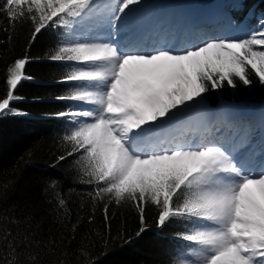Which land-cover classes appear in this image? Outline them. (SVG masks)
<instances>
[{
    "label": "snow or ice",
    "instance_id": "obj_1",
    "mask_svg": "<svg viewBox=\"0 0 264 264\" xmlns=\"http://www.w3.org/2000/svg\"><path fill=\"white\" fill-rule=\"evenodd\" d=\"M141 4L5 0L4 11L13 21L27 15L35 34L49 23L68 29L50 57L70 62L62 79L70 87L58 99L90 107L56 115L72 125L64 136L72 145L68 155L81 153L89 182L101 185L97 198L137 203L140 232L146 230L143 206L149 202L159 208V227L186 222L179 235L187 244L172 264H264V140L257 153L249 125L230 110L210 120L204 103L210 88H235L236 79L250 84L249 66L264 83V17L245 38L209 39L181 51L142 52L117 41L115 32L108 39L84 38L78 28L87 21L89 31L114 30ZM29 63L25 56L8 68L0 115L24 114L12 105L20 99L17 87L31 79ZM217 124L238 126L241 134L226 136ZM9 237H2L12 254L7 264H20ZM29 264H40L37 254Z\"/></svg>",
    "mask_w": 264,
    "mask_h": 264
},
{
    "label": "trees",
    "instance_id": "obj_2",
    "mask_svg": "<svg viewBox=\"0 0 264 264\" xmlns=\"http://www.w3.org/2000/svg\"><path fill=\"white\" fill-rule=\"evenodd\" d=\"M204 1L187 7L199 15ZM4 4L0 0V98L7 94V70L16 59L29 58L25 71L31 79L15 90L20 99L12 106L24 114L0 115V264L11 259L8 242L2 239L9 232L20 264H29L32 254L40 264H172L187 244L179 235L186 222L175 219L159 227V208L149 202L143 206L146 230L140 232L137 203H117L107 195L97 198L101 185L89 182L81 153L68 155L72 145L64 136L72 125L56 114L87 106L58 99L70 87L62 82L70 62L50 57L68 29L49 23L35 34L36 25L27 15L13 21ZM261 17L264 0H246L245 9L235 15L236 28L247 32L259 26ZM246 75L250 84L236 79L235 88L227 83L210 88L204 103H234L236 113L264 117V83L250 66ZM39 115L50 118L42 121Z\"/></svg>",
    "mask_w": 264,
    "mask_h": 264
},
{
    "label": "rangeland",
    "instance_id": "obj_3",
    "mask_svg": "<svg viewBox=\"0 0 264 264\" xmlns=\"http://www.w3.org/2000/svg\"><path fill=\"white\" fill-rule=\"evenodd\" d=\"M209 10H210L211 17L216 19L214 22H211L210 26H215L216 27V31H223L225 36H227V39H238L239 38V34L238 33L234 32L232 30H229V27L230 26L233 27V25L230 24L229 17L227 15H225V14H229L227 6L225 4V1H221L219 3L210 5ZM190 11H191V7H187V6H182V8L180 9V13H183L184 15H189ZM132 16H135V15H132ZM156 17H157V14L154 15L152 20H150V21L148 20L146 22H144L146 19L142 17L143 19H140V23H139L140 29H142V27H144V26H148V25L152 24ZM174 17H175V20H176L177 18H180L181 16L177 12V13L174 14ZM201 21L202 20L198 21V23H200ZM118 24H119V22H117V28H119V26H120ZM192 26L199 27L198 25H195V24L192 25ZM78 27H79V30L83 33L84 38H92V37H94L96 35H99L101 32H104V33L109 35V32H115V30H116V29L113 30V29L104 28V29H95L94 31H89L88 30V22L87 21L83 22ZM182 27H183V25H181V27H180V35L183 34V32H181L182 31V29H181ZM199 29H201V27H199ZM122 35H123L122 34V29H119V30H117V32H115V38H116V36L121 37ZM201 36L204 37L205 39H208V40L211 39L210 37H208V36H206L204 34H201ZM177 39H178V40H176L177 44H181V42H182L181 37L177 38ZM187 40H191V39L187 38ZM160 42H163V40L161 39ZM204 42L205 41L200 42L197 45V47L202 45V43H204ZM145 52H148V51H145ZM87 107H90V106L88 105L85 108H87ZM226 110L234 111L235 107H230L229 106V108L226 109ZM226 110L222 111L220 115H222ZM217 113L218 112H213V116H210V118L213 119L214 116L217 115ZM245 125H247V123ZM216 126H218V124ZM222 131H224V133H227L228 131H230L231 137H235V136H238V135L241 134V128L238 127V126L237 127H224L223 126ZM262 140L263 139H261V142H262ZM261 142L260 141H258V142L255 141V150L257 151V153H259V150L261 148Z\"/></svg>",
    "mask_w": 264,
    "mask_h": 264
},
{
    "label": "bare ground",
    "instance_id": "obj_4",
    "mask_svg": "<svg viewBox=\"0 0 264 264\" xmlns=\"http://www.w3.org/2000/svg\"><path fill=\"white\" fill-rule=\"evenodd\" d=\"M225 9V8H224ZM241 11H243L242 10V8H238V9H236V12H241ZM178 26H175L173 29L175 30L176 28H177ZM178 28H180V27H178ZM185 29V28H184ZM131 37H137L136 35H132ZM130 37V38H131ZM140 38H134L132 41L135 43V44H139L140 46H143V47H145L146 46V44H147V42H146V40H144L141 36H139ZM177 38H179V37H177ZM176 37L175 38H173V40H178ZM144 51V50H143ZM38 118H40V119H42V121H46V118L47 119H49L50 118V116H48V115H39L38 116ZM53 129V128H52Z\"/></svg>",
    "mask_w": 264,
    "mask_h": 264
}]
</instances>
